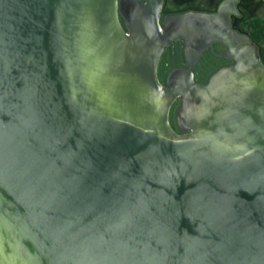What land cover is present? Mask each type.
Wrapping results in <instances>:
<instances>
[{"label": "water", "instance_id": "1", "mask_svg": "<svg viewBox=\"0 0 264 264\" xmlns=\"http://www.w3.org/2000/svg\"><path fill=\"white\" fill-rule=\"evenodd\" d=\"M162 3L0 0V264H264V64L164 84Z\"/></svg>", "mask_w": 264, "mask_h": 264}, {"label": "flooded vegetation", "instance_id": "2", "mask_svg": "<svg viewBox=\"0 0 264 264\" xmlns=\"http://www.w3.org/2000/svg\"><path fill=\"white\" fill-rule=\"evenodd\" d=\"M187 15L216 17L210 26L220 27L219 35H216L218 40L178 41L167 46L158 67V75L164 84L180 69L190 72L196 82L207 84L219 71L235 65L232 53L250 45L256 46L264 64V0H163L160 18L164 23ZM258 36L262 43L256 40Z\"/></svg>", "mask_w": 264, "mask_h": 264}, {"label": "trees", "instance_id": "3", "mask_svg": "<svg viewBox=\"0 0 264 264\" xmlns=\"http://www.w3.org/2000/svg\"><path fill=\"white\" fill-rule=\"evenodd\" d=\"M256 40H259L261 43H262V41H263V40H261V39H260V37H259V36H258V37H256Z\"/></svg>", "mask_w": 264, "mask_h": 264}]
</instances>
